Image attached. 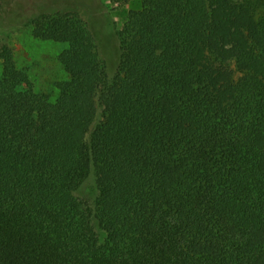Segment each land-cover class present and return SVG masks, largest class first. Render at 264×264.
Wrapping results in <instances>:
<instances>
[{"label":"trees","instance_id":"trees-1","mask_svg":"<svg viewBox=\"0 0 264 264\" xmlns=\"http://www.w3.org/2000/svg\"><path fill=\"white\" fill-rule=\"evenodd\" d=\"M143 1L113 77L72 13L55 94L0 43V264H264V0Z\"/></svg>","mask_w":264,"mask_h":264},{"label":"rangeland","instance_id":"rangeland-1","mask_svg":"<svg viewBox=\"0 0 264 264\" xmlns=\"http://www.w3.org/2000/svg\"><path fill=\"white\" fill-rule=\"evenodd\" d=\"M143 0H0V43L9 46L18 66L25 70L37 91L55 94V84L67 75L59 62L65 44L44 40L36 32L38 22L58 13L75 14L90 29L101 60L113 77L121 56L119 33L131 10L144 7ZM1 73V67H0ZM98 110L96 123L101 117ZM79 196L94 205L97 185L92 176ZM102 238L105 233L96 225Z\"/></svg>","mask_w":264,"mask_h":264}]
</instances>
